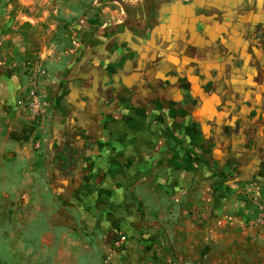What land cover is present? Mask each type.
Masks as SVG:
<instances>
[{"label": "crops", "instance_id": "0c3cea01", "mask_svg": "<svg viewBox=\"0 0 264 264\" xmlns=\"http://www.w3.org/2000/svg\"><path fill=\"white\" fill-rule=\"evenodd\" d=\"M147 3L0 0V200H41L52 264H87L91 256L97 264H264V230L252 225L264 206L261 181L207 164L205 144L188 153L182 145L185 126L211 100L194 93L192 111L162 115L164 128L150 121L158 104L142 107L145 56L111 85L93 67L117 45L149 44L178 27L172 9L156 27ZM28 59L45 71L35 82L40 118L16 105L31 86ZM223 60L185 63L208 81L226 76L232 64ZM121 235L127 241L115 249Z\"/></svg>", "mask_w": 264, "mask_h": 264}, {"label": "flooded vegetation", "instance_id": "af4514ba", "mask_svg": "<svg viewBox=\"0 0 264 264\" xmlns=\"http://www.w3.org/2000/svg\"><path fill=\"white\" fill-rule=\"evenodd\" d=\"M146 8L152 12L148 20L156 27L172 9L178 27L165 39L149 38L146 44L134 38L117 45L114 55L98 58L93 67L108 79L104 86L127 73V63L145 56L148 71L141 86L148 89L149 97L142 107L160 106L150 121L166 128L161 116L168 119L176 111L191 112L197 105L194 93L199 101L202 96L211 100L207 109L201 102L202 114L198 112L200 117L185 126L186 153L205 144L207 164L216 163L236 177L244 169L254 181L264 180V0H148ZM215 54L232 64L228 72L222 70L226 76L221 79L213 74L205 81L207 77L198 74L193 64L185 63L188 58ZM152 72L157 73L155 82L149 81ZM201 120L208 124L203 126ZM217 152L222 161L215 158Z\"/></svg>", "mask_w": 264, "mask_h": 264}, {"label": "rangeland", "instance_id": "374dc122", "mask_svg": "<svg viewBox=\"0 0 264 264\" xmlns=\"http://www.w3.org/2000/svg\"><path fill=\"white\" fill-rule=\"evenodd\" d=\"M261 184L257 191L264 200V180ZM8 201L0 200V264H52L51 257H45V219L40 218L45 206L41 200L11 206ZM87 264L97 262L91 256Z\"/></svg>", "mask_w": 264, "mask_h": 264}, {"label": "built area", "instance_id": "2783aa9c", "mask_svg": "<svg viewBox=\"0 0 264 264\" xmlns=\"http://www.w3.org/2000/svg\"><path fill=\"white\" fill-rule=\"evenodd\" d=\"M25 73L30 80L31 86L21 93L16 101V105L30 112L35 117L40 118L44 112V98L36 87L35 82L36 76L45 75V71L36 64V61L28 59L25 61ZM252 225L254 228L264 230V206L260 208L258 214L253 218ZM126 241V236L121 235L113 241V247L119 249Z\"/></svg>", "mask_w": 264, "mask_h": 264}]
</instances>
